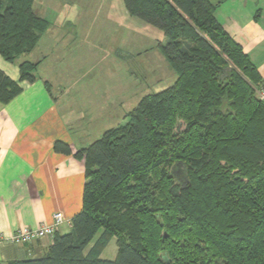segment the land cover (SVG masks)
<instances>
[{
	"label": "trees",
	"instance_id": "1",
	"mask_svg": "<svg viewBox=\"0 0 264 264\" xmlns=\"http://www.w3.org/2000/svg\"><path fill=\"white\" fill-rule=\"evenodd\" d=\"M33 1L0 0V55L10 63L50 25ZM223 1L123 0L162 32L175 80L74 152L85 183L69 230L9 264H264L262 79L217 19ZM38 63L20 60L19 81L33 82ZM20 91L0 70V100ZM53 149L71 152L60 140ZM112 238L116 256L104 259Z\"/></svg>",
	"mask_w": 264,
	"mask_h": 264
},
{
	"label": "crops",
	"instance_id": "2",
	"mask_svg": "<svg viewBox=\"0 0 264 264\" xmlns=\"http://www.w3.org/2000/svg\"><path fill=\"white\" fill-rule=\"evenodd\" d=\"M35 1L33 10L41 15ZM104 5L110 10L113 2L105 0ZM216 17L263 79L264 0H224ZM61 29L50 23L36 47L14 63L0 55V70L21 87L20 93L10 100H0V236L50 223L55 213L64 220L59 232H67L63 228H70L71 218L81 209L85 183L84 162L74 152L97 139L99 128L102 132L107 130L95 123V111H101L102 106L93 105L88 98L89 89L69 83L71 74L59 73L55 83L41 73L47 60L41 51L42 41L53 31L60 40ZM22 59L39 62L33 82L19 81L18 62ZM57 140L67 143L71 152H55L53 145ZM50 240L45 237L29 244L0 241V264L40 256Z\"/></svg>",
	"mask_w": 264,
	"mask_h": 264
},
{
	"label": "rangeland",
	"instance_id": "3",
	"mask_svg": "<svg viewBox=\"0 0 264 264\" xmlns=\"http://www.w3.org/2000/svg\"><path fill=\"white\" fill-rule=\"evenodd\" d=\"M104 1L35 2L41 15L62 28L60 40L53 31L42 41L41 51L47 60L41 73L55 83L59 81V73L71 74L69 83L89 89L88 98L93 105L102 106L101 111H95L96 125L101 123V127L110 129L122 123L125 114L144 95L171 85L175 73L159 49V42H164L162 32L130 15L123 0H112L110 10L105 8ZM72 11L76 14L72 15ZM102 131L99 128L98 138ZM116 253V241L112 238L101 257L112 260Z\"/></svg>",
	"mask_w": 264,
	"mask_h": 264
},
{
	"label": "built area",
	"instance_id": "4",
	"mask_svg": "<svg viewBox=\"0 0 264 264\" xmlns=\"http://www.w3.org/2000/svg\"><path fill=\"white\" fill-rule=\"evenodd\" d=\"M257 97L264 102V78L261 80L256 90ZM64 222L60 213L52 216L50 223L42 222L37 228L23 227L16 230L9 236H0V241L5 243H32L45 237L51 238L58 230L59 226Z\"/></svg>",
	"mask_w": 264,
	"mask_h": 264
}]
</instances>
